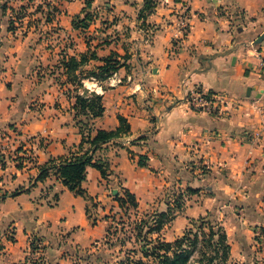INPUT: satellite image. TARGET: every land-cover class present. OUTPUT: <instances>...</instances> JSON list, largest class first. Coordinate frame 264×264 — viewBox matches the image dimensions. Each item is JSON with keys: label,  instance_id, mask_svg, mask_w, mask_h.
<instances>
[{"label": "crops", "instance_id": "crops-1", "mask_svg": "<svg viewBox=\"0 0 264 264\" xmlns=\"http://www.w3.org/2000/svg\"><path fill=\"white\" fill-rule=\"evenodd\" d=\"M49 1L46 22L29 27L21 44L7 28L0 34V264H21L33 251L40 264H74L73 256L95 252L107 215L120 210L115 182L134 194L138 211H164L175 185L202 188L183 196L153 238L171 242L189 218L216 210L230 252H264V41L254 42L264 31V0H154L140 15L144 0H95L90 8L85 0ZM86 12L87 25L75 26ZM181 14L190 27L184 37ZM82 54L79 76L107 57L122 64L119 83L81 80L102 95L92 134L114 130L119 115L129 124L94 153L110 174L86 168L89 198L53 171L36 179L39 166L81 140L76 85L62 63ZM197 88L232 104L221 116L193 110L186 98ZM34 240L42 248L33 250Z\"/></svg>", "mask_w": 264, "mask_h": 264}, {"label": "trees", "instance_id": "trees-1", "mask_svg": "<svg viewBox=\"0 0 264 264\" xmlns=\"http://www.w3.org/2000/svg\"><path fill=\"white\" fill-rule=\"evenodd\" d=\"M91 2L92 0H85V7L90 8ZM154 3V0H144L139 9V15L143 10L153 7ZM90 17L89 12H86L82 18L77 17L75 26L85 27L86 21L90 20ZM84 62L85 56L82 54L79 59L70 56L67 61L62 63L67 74L69 75L71 72V80L76 85L72 108L75 111L74 118L81 140L75 149L69 151L67 155L51 157L46 163L39 166L36 179L41 181L53 171L69 191L89 198L81 187L82 181L85 179L86 168L90 166L97 169L102 178H107L110 174L107 171L106 162L95 158L94 153L102 144L127 133L129 124L124 117L119 115L117 117L119 125L114 130L97 129L92 134L91 120L100 117L104 111L102 95L84 88L81 80L84 78H93L97 81L105 80L122 64L107 57L104 64L95 67L92 72H88L84 76L75 74V70H78ZM139 165L145 166L146 164L139 160ZM200 168L201 171H206L204 166ZM201 189V187L188 186L183 191L172 194L171 198L168 193L167 208L164 211H154L148 220L140 218L135 226L137 229L136 239L141 243V257L127 256L126 260L120 264H227L230 245L223 225L211 218L213 211L191 220L182 234L171 242L161 240L158 236L153 239L147 237L151 232H160L163 226L175 217L176 212L181 210L184 204L181 199L183 194H194ZM124 193V195L116 194L114 196L119 206L126 210V205L129 203L131 207L137 208L134 194L126 189H124ZM144 227L147 228L145 232H143ZM149 257L151 259H147Z\"/></svg>", "mask_w": 264, "mask_h": 264}, {"label": "rangeland", "instance_id": "rangeland-1", "mask_svg": "<svg viewBox=\"0 0 264 264\" xmlns=\"http://www.w3.org/2000/svg\"><path fill=\"white\" fill-rule=\"evenodd\" d=\"M94 1L95 0H92L91 4ZM50 3L51 1L49 0H0V34L3 29L7 28V31L11 34L10 37L14 38L15 46L16 44H21L16 42H21L23 40V38L27 35L29 27L37 29L40 25L46 22V13H49L46 8H48ZM51 49L52 51L54 50L53 47H51ZM51 65H53V63H51ZM47 69H43L40 64H35L33 70L39 73H42L45 70V73H48L49 71H47ZM53 69L54 68L52 67L50 68L51 71ZM110 180L113 181V178H110ZM112 187L119 189L118 193L116 191L117 194H125L124 189L126 188L121 187L117 182H115ZM185 188L175 185L169 192L170 198L172 194H177L183 191L181 189ZM112 195H115L113 191H109V196ZM184 195L187 197V194L182 195L181 199L183 202L187 200L183 197ZM114 199L117 201L116 198ZM126 206V210L119 206L120 210L107 215L109 218L107 219V230L105 239H103V241H99L101 245L96 248L95 252H85L80 256H73L72 260L73 262H76L74 264H120V262H124L126 260L127 256H132L134 258L141 257V243H139L136 239L137 229L135 224L140 218L148 220L154 211L150 209L147 211H138L137 208L131 207L129 203ZM208 212L209 211L203 215H206ZM221 217V213L216 210H214L213 215H211V218L219 223H221ZM196 218H189L187 226H189L191 220ZM145 231H147V228L144 227L143 232ZM152 235L153 232L149 233L147 237L153 239ZM32 245L33 250L42 248L39 246L38 240H34ZM252 245L255 246L254 243H252ZM93 246L96 247L98 245L93 244ZM256 247L257 246H255V248ZM38 256L39 255L33 251L32 255L29 254L24 258V261L37 262L40 258ZM35 257L38 258L35 260ZM147 259L151 258L149 257ZM35 262L33 264L41 263L40 260L37 263ZM227 264H264V252H257L255 249L253 252H230Z\"/></svg>", "mask_w": 264, "mask_h": 264}, {"label": "built area", "instance_id": "built-area-1", "mask_svg": "<svg viewBox=\"0 0 264 264\" xmlns=\"http://www.w3.org/2000/svg\"><path fill=\"white\" fill-rule=\"evenodd\" d=\"M168 0H164L167 2ZM179 19V34L181 37L186 36L190 27L189 24L185 21V16ZM259 65L260 69L264 71V55H259ZM110 82L119 83L120 79L117 77L116 72H113L111 76L108 77ZM91 80H94L91 78ZM88 90H93L92 88H88ZM94 91V90H93ZM187 103L190 108L196 111L206 112L211 115L221 116L227 111V106L232 104V101L224 94H210L208 91H204L203 89H194L186 98ZM203 166V165H202ZM38 257H35V260ZM35 262V261H34ZM34 262L23 261L22 264H33Z\"/></svg>", "mask_w": 264, "mask_h": 264}, {"label": "water", "instance_id": "water-1", "mask_svg": "<svg viewBox=\"0 0 264 264\" xmlns=\"http://www.w3.org/2000/svg\"><path fill=\"white\" fill-rule=\"evenodd\" d=\"M262 41H264V31L260 35H258L254 40L255 43H261ZM249 93L250 89L246 90V94L248 95ZM113 193L116 194L115 189L113 190Z\"/></svg>", "mask_w": 264, "mask_h": 264}]
</instances>
